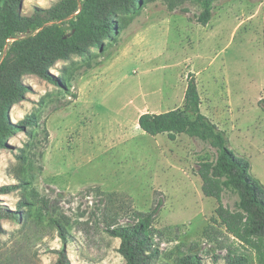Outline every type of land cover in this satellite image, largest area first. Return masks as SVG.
<instances>
[{"label":"rangeland","instance_id":"rangeland-1","mask_svg":"<svg viewBox=\"0 0 264 264\" xmlns=\"http://www.w3.org/2000/svg\"><path fill=\"white\" fill-rule=\"evenodd\" d=\"M62 1L21 0L18 11L36 17ZM204 1L142 0L135 12L118 14L117 30L101 49L57 61L51 72L58 84L25 75L31 91L13 106L11 119L33 117L35 124L0 149V186L21 184L0 200L12 209L22 199L30 205L23 219H2L0 264L56 263L63 243L46 200L74 221L72 264H125L105 218L118 213L127 223V214L159 202L154 225L165 237L155 264H175L189 252L205 264H228L227 250L211 239L225 229L219 203L205 195L198 173L216 149L187 134L171 140L139 126L145 112L183 106L194 73L203 113L264 183V0H212L206 25L197 18ZM237 199L224 193L232 208ZM238 249L249 264H262L250 247Z\"/></svg>","mask_w":264,"mask_h":264},{"label":"trees","instance_id":"trees-1","mask_svg":"<svg viewBox=\"0 0 264 264\" xmlns=\"http://www.w3.org/2000/svg\"><path fill=\"white\" fill-rule=\"evenodd\" d=\"M21 0H0V149L15 133L33 126V117L13 121L11 111L31 91L25 83L27 74H37L59 83L51 72L59 60H69L72 55H84L91 48L104 46L117 30L119 13H133L142 0H63L51 9L41 10L36 17L18 11ZM212 0L204 1V10L197 17L206 25L213 16ZM45 14V15H44ZM202 99L196 75L189 74L183 106L165 112H145L139 117V126L147 134H167L176 140L181 134L210 141L216 149L213 160L200 163L198 173L203 180L206 196L217 199L216 209L221 225L213 231L211 239L220 241L227 250L228 264H249L248 257L238 246L253 249L264 263V183L252 171L251 161L229 146L226 132L219 128L201 109ZM260 105L264 109V98ZM21 187L19 183L0 186V195L9 194ZM233 192L238 199L234 207L223 202L224 193ZM51 224L62 240V248L55 264H72L68 255L70 227L73 219L59 212L55 204L44 202ZM30 205L20 200L17 209L0 200V232L2 219L24 218L23 210ZM161 202L151 210L132 211L129 221L121 223L119 214L107 215L105 230L120 239L118 252L125 264H155L162 255L161 240L165 232L155 227ZM217 220V219H214ZM74 222V221H73ZM226 240H230L228 244ZM175 264H205L199 253L189 252L178 256Z\"/></svg>","mask_w":264,"mask_h":264}]
</instances>
